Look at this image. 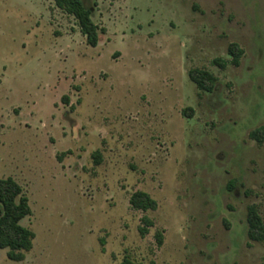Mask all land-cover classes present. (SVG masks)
<instances>
[{
	"label": "rangeland",
	"instance_id": "1",
	"mask_svg": "<svg viewBox=\"0 0 264 264\" xmlns=\"http://www.w3.org/2000/svg\"><path fill=\"white\" fill-rule=\"evenodd\" d=\"M93 20L96 48L53 0H0V179L35 234L0 264H264L247 222H264V0H97ZM231 44L240 65H214ZM136 191L157 209L133 210Z\"/></svg>",
	"mask_w": 264,
	"mask_h": 264
},
{
	"label": "trees",
	"instance_id": "2",
	"mask_svg": "<svg viewBox=\"0 0 264 264\" xmlns=\"http://www.w3.org/2000/svg\"><path fill=\"white\" fill-rule=\"evenodd\" d=\"M57 9L64 14L73 17L80 28L81 34L86 39L89 47L96 48L100 43V35L105 30L100 29L93 20V7L97 0H53ZM93 3L91 6L90 4ZM243 50L237 44H231L228 49V55L231 61L223 59L214 60L213 64L225 69L229 64L236 67L240 65L243 56ZM190 80L200 91L211 93L217 83L215 76L205 70L192 69L189 71ZM67 103L66 96L61 99ZM189 111L192 112L190 109ZM187 115L186 110L183 112ZM250 137L257 143L264 142V126L252 131ZM96 164L100 163V152L93 154ZM129 205L133 210L141 212L155 211L158 207L157 202L146 192L136 191L129 199ZM32 209L28 197L24 194L22 186L13 178L8 177L0 179V249L7 250V257L12 262H22L25 259V253L33 248L35 234L28 228L22 226L21 222L31 216ZM248 237L253 242L264 241V222L255 206L248 208ZM142 226L139 233L142 237L147 235L149 228L153 226V221L148 217L141 219ZM158 246L163 243L161 232L156 234ZM120 264H136L131 258L125 256Z\"/></svg>",
	"mask_w": 264,
	"mask_h": 264
}]
</instances>
